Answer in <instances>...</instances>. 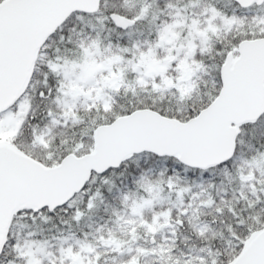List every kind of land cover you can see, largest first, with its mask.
I'll list each match as a JSON object with an SVG mask.
<instances>
[{"label": "snow or ice", "instance_id": "1", "mask_svg": "<svg viewBox=\"0 0 264 264\" xmlns=\"http://www.w3.org/2000/svg\"><path fill=\"white\" fill-rule=\"evenodd\" d=\"M0 264H264V0H0Z\"/></svg>", "mask_w": 264, "mask_h": 264}]
</instances>
